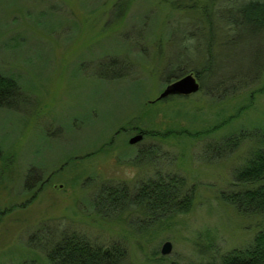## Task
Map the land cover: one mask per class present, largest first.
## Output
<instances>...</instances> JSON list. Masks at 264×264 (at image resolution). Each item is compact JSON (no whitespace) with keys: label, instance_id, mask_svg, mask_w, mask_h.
<instances>
[{"label":"rangeland","instance_id":"rangeland-1","mask_svg":"<svg viewBox=\"0 0 264 264\" xmlns=\"http://www.w3.org/2000/svg\"><path fill=\"white\" fill-rule=\"evenodd\" d=\"M118 1L0 0V75L19 86L0 96V264L44 261L61 231L120 246L123 264L213 263L255 235L221 197L264 130V28L244 21L248 0L208 7L211 54L209 0H127L120 18ZM205 64L198 92L158 99ZM137 129L156 135L130 144ZM158 175L194 190L187 212L95 211L103 185L134 197Z\"/></svg>","mask_w":264,"mask_h":264},{"label":"trees","instance_id":"trees-1","mask_svg":"<svg viewBox=\"0 0 264 264\" xmlns=\"http://www.w3.org/2000/svg\"><path fill=\"white\" fill-rule=\"evenodd\" d=\"M126 1L119 0L113 8V14L116 12L118 18L124 14ZM203 6L201 10L204 16L203 20L209 25V31L212 34V45L210 44L208 47V52L211 54L214 52L216 33L214 32L215 21H213V16L208 13V7L215 11V0H209V4ZM241 9L246 24L259 29L264 28V0H248L244 2ZM190 32L187 33L190 35H188V39L195 35V33L191 35ZM210 68L205 64L197 70V77L200 81L202 80L201 82L204 83L203 76L210 72ZM181 76L183 73L179 74V77ZM16 87L19 88L14 78L0 75V96H11ZM177 96L187 95H172L160 100ZM215 128L217 126L212 130ZM139 132H143L144 137L156 135L154 132L142 129ZM260 137L261 146L257 147L246 163L237 169L234 181L228 191L221 194L222 199L234 206L239 214L256 219L254 222L255 235L252 241L245 246L234 248L222 255L219 261L207 264H264V130L260 132ZM146 149V151L145 149L140 150V153H149L154 156L152 148ZM185 185L186 182L183 178L158 175L154 179L142 182L134 197L131 196L127 187L103 185L96 195L93 205L95 211L103 219L111 218L117 209L122 210L126 200L132 201L133 206L143 207L149 214L159 209L166 210L168 208L187 212L192 204L194 190L181 195ZM50 243L52 246H48V243L47 247L43 248L45 251L44 261H24L22 264H123L126 256L125 250L120 246L113 245L111 250H105L102 245L76 231H61L55 234L54 240Z\"/></svg>","mask_w":264,"mask_h":264},{"label":"water","instance_id":"water-1","mask_svg":"<svg viewBox=\"0 0 264 264\" xmlns=\"http://www.w3.org/2000/svg\"><path fill=\"white\" fill-rule=\"evenodd\" d=\"M200 87L201 83L198 77L193 72H190L167 84L158 99L167 98L172 95H189L198 92ZM143 138L144 133L139 132L130 138V143H136ZM171 249L172 243L170 241H166L161 249V252L162 254H168Z\"/></svg>","mask_w":264,"mask_h":264}]
</instances>
